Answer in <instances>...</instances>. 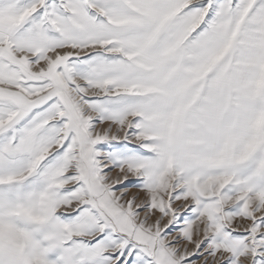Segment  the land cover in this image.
Returning <instances> with one entry per match:
<instances>
[{"label": "snow or ice", "instance_id": "obj_1", "mask_svg": "<svg viewBox=\"0 0 264 264\" xmlns=\"http://www.w3.org/2000/svg\"><path fill=\"white\" fill-rule=\"evenodd\" d=\"M0 264H264V0H0Z\"/></svg>", "mask_w": 264, "mask_h": 264}]
</instances>
